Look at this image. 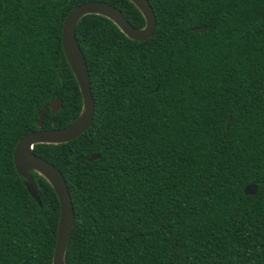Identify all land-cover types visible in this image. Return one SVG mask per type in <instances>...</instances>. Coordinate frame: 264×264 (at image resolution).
Masks as SVG:
<instances>
[{"label": "trees", "instance_id": "trees-1", "mask_svg": "<svg viewBox=\"0 0 264 264\" xmlns=\"http://www.w3.org/2000/svg\"><path fill=\"white\" fill-rule=\"evenodd\" d=\"M87 1L145 24L130 0H0V264H52L58 197L37 171L39 202L31 196L13 151L82 109L62 25ZM148 1L156 28L144 40L100 14L78 20L91 124L33 145L71 196L65 262L264 264V0ZM56 97L62 107L38 127Z\"/></svg>", "mask_w": 264, "mask_h": 264}, {"label": "water", "instance_id": "water-1", "mask_svg": "<svg viewBox=\"0 0 264 264\" xmlns=\"http://www.w3.org/2000/svg\"><path fill=\"white\" fill-rule=\"evenodd\" d=\"M140 10L144 17L143 27L133 26L113 5L103 1H87L74 6L66 14L62 25V48L68 64L73 71L82 96V109L71 123L61 128L41 129L28 132L22 136L15 144L13 151V162L20 176L25 181L31 196L39 202L36 183L32 171H37L43 175L56 192L60 203V212L57 224L55 246L52 256V264H66L65 250L74 224V208L65 178L61 171L51 162L36 155L33 152V145L36 143H61L69 141L83 133L91 124L94 112V98L90 89V78L88 67L80 45L78 44L75 28L78 20L86 14H100L111 19L119 29L133 40H144L150 37L156 28V18L154 11L148 0H130ZM264 19V15L262 16ZM195 31H203L204 26L195 27ZM62 107L60 98L56 97L45 105L38 113L37 126L43 122L45 111L50 108L54 114ZM226 121V127L229 124ZM97 158L92 155L88 160ZM257 186L248 184L244 188L247 195L255 194Z\"/></svg>", "mask_w": 264, "mask_h": 264}]
</instances>
